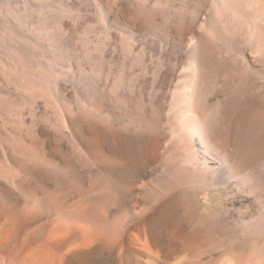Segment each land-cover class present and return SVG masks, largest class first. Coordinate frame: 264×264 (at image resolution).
<instances>
[{"label": "bare ground", "instance_id": "1", "mask_svg": "<svg viewBox=\"0 0 264 264\" xmlns=\"http://www.w3.org/2000/svg\"><path fill=\"white\" fill-rule=\"evenodd\" d=\"M191 1L0 0V264H264V0Z\"/></svg>", "mask_w": 264, "mask_h": 264}, {"label": "rangeland", "instance_id": "2", "mask_svg": "<svg viewBox=\"0 0 264 264\" xmlns=\"http://www.w3.org/2000/svg\"><path fill=\"white\" fill-rule=\"evenodd\" d=\"M192 4V5H191ZM208 4L206 0H192L189 5L194 8L205 7ZM216 74L221 87L215 90L213 97V103L219 98H224L230 91L232 77L230 75L233 69V62H215ZM257 72L254 73L248 81V85L242 86L239 92L242 95L251 96L258 106V110L264 113V65L260 63L256 66ZM227 73V74H226ZM230 73V74H229ZM225 74V75H224ZM230 76V77H229ZM260 77V78H259ZM231 79V80H230ZM255 85V86H254ZM229 86V87H228ZM229 90V91H228ZM260 117L262 114H259ZM264 115V114H263ZM264 117V116H263ZM264 119V118H263ZM220 130L231 147H235L240 150V154L246 159L247 164L254 168L258 177V203L264 202V125H259L254 130L251 136H246L243 130L239 126L236 116L231 113L230 110L225 111V118L220 123ZM255 133V134H254ZM243 135V136H242ZM245 139V140H244ZM260 167V168H259ZM262 200V201H261ZM219 232L223 238H229L232 233V228L228 221L221 222L219 225ZM228 226V227H227ZM229 228V229H228ZM225 229V230H224ZM229 231H228V230ZM223 230V231H222ZM222 231V233H221ZM230 233V235H229Z\"/></svg>", "mask_w": 264, "mask_h": 264}]
</instances>
